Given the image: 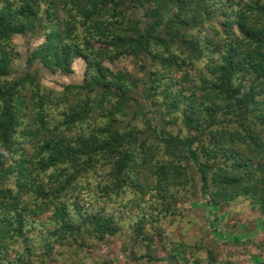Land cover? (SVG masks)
<instances>
[{"label": "trees", "instance_id": "1", "mask_svg": "<svg viewBox=\"0 0 264 264\" xmlns=\"http://www.w3.org/2000/svg\"><path fill=\"white\" fill-rule=\"evenodd\" d=\"M14 36L82 83L9 79ZM123 57L146 78L106 65ZM188 196L264 217V0H0V264H108L113 237L135 262L216 264L167 240Z\"/></svg>", "mask_w": 264, "mask_h": 264}, {"label": "rangeland", "instance_id": "2", "mask_svg": "<svg viewBox=\"0 0 264 264\" xmlns=\"http://www.w3.org/2000/svg\"><path fill=\"white\" fill-rule=\"evenodd\" d=\"M13 41L21 56L20 60L15 61L9 79L13 80L26 72H36L39 82L51 89L60 90L69 83H82L85 66L81 60L74 62V73L71 76L51 74L40 66L30 67L26 63V57L40 44L41 38L14 36ZM106 65L111 70L127 73L140 82L146 78L148 70L141 68V63L132 57H123L113 64ZM146 65L149 67L150 64ZM140 94L141 85L135 97L140 98ZM144 101L143 98L140 99L142 104ZM134 122L143 129L141 118L137 117ZM189 170L195 174L191 164ZM198 187L196 183L195 191H198ZM188 197V202L178 205L182 216L173 227L168 228V241H186L193 244L202 241L205 246L217 253L216 264H264V217L243 203H235L227 209H215L206 207L200 198ZM152 252L156 257H164L158 249H153ZM145 253L147 249L139 246L137 254ZM93 256L108 264H168L164 260L133 261L124 249V242L120 237L108 238L102 247L93 252Z\"/></svg>", "mask_w": 264, "mask_h": 264}]
</instances>
